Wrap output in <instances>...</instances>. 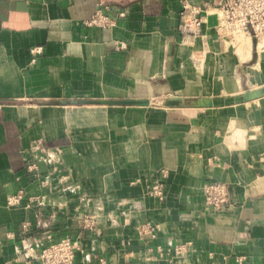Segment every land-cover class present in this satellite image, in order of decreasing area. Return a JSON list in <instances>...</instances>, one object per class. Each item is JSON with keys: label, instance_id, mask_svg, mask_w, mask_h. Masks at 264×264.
<instances>
[{"label": "crops", "instance_id": "crops-1", "mask_svg": "<svg viewBox=\"0 0 264 264\" xmlns=\"http://www.w3.org/2000/svg\"><path fill=\"white\" fill-rule=\"evenodd\" d=\"M204 4L0 0V264L66 238L74 264H264V43L220 34L217 11L183 36ZM99 11L111 27L89 26ZM209 183L228 185L222 210Z\"/></svg>", "mask_w": 264, "mask_h": 264}, {"label": "built area", "instance_id": "built-area-1", "mask_svg": "<svg viewBox=\"0 0 264 264\" xmlns=\"http://www.w3.org/2000/svg\"><path fill=\"white\" fill-rule=\"evenodd\" d=\"M212 11L218 12L217 31L234 38L238 34H245L252 37L258 44L264 43V0H205V4L201 7H190L182 14V23L180 31L183 36L197 37L201 34L202 27L205 23L204 13ZM89 26L111 27L113 22L106 17L102 11L97 12L96 16L88 23ZM125 46L121 45V49ZM264 51V45L262 46ZM34 55L41 54L42 48L32 50ZM30 173L38 176V167L30 165L28 167ZM203 195L207 207L215 210H222L229 204V188L224 183H209L203 187ZM24 192L20 195L9 199V207H15L20 204L24 198ZM153 195L160 201L165 200V185L159 183L153 187ZM38 205L42 207L44 200L42 198H31L30 206ZM83 226L88 230H97L98 221L94 215L87 214L82 219ZM27 229V225L24 226ZM191 244H185L176 247L174 250L157 249L160 259L166 257L184 256ZM76 246L68 238L59 242L44 246L40 253V260L43 264H74L76 258ZM100 264H104L101 261ZM125 264H139L126 262Z\"/></svg>", "mask_w": 264, "mask_h": 264}, {"label": "water", "instance_id": "water-1", "mask_svg": "<svg viewBox=\"0 0 264 264\" xmlns=\"http://www.w3.org/2000/svg\"><path fill=\"white\" fill-rule=\"evenodd\" d=\"M100 105H110V104H117V105H129V104H135V105H146V101H121V102H115V101H102V102H94Z\"/></svg>", "mask_w": 264, "mask_h": 264}]
</instances>
